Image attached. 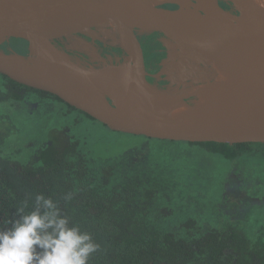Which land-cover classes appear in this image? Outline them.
<instances>
[{
	"label": "water",
	"instance_id": "95a60500",
	"mask_svg": "<svg viewBox=\"0 0 264 264\" xmlns=\"http://www.w3.org/2000/svg\"><path fill=\"white\" fill-rule=\"evenodd\" d=\"M224 1L227 7L219 0L208 5L186 3V9L158 6L157 10L167 12L159 17L146 10L144 0H0V45L17 38L27 46L26 54L0 49V74L58 97L114 132L188 143H264V6L258 0ZM217 22L224 27H208ZM113 33L116 41L106 42ZM140 33L162 35L167 48L162 68L169 62H195L200 56L218 68V61L224 65L218 48L237 68L242 89L199 123L185 127L169 121L152 104L149 91L162 94L169 103L177 95L183 101L185 95L147 80ZM79 34L118 46L124 61L100 67H95L97 62L77 61L57 39ZM85 40L90 52H84L98 61L93 43ZM184 48L191 49L193 60L185 57ZM112 69L116 74L104 76ZM91 73L103 79L102 92L89 80ZM125 80L126 96H115L116 86Z\"/></svg>",
	"mask_w": 264,
	"mask_h": 264
},
{
	"label": "trees",
	"instance_id": "16d2710c",
	"mask_svg": "<svg viewBox=\"0 0 264 264\" xmlns=\"http://www.w3.org/2000/svg\"><path fill=\"white\" fill-rule=\"evenodd\" d=\"M146 34L150 35L147 54L154 71L159 73L166 59L162 35ZM86 39L93 43L99 59L94 61L85 52L68 50L77 61L97 62L95 67H100L109 58L124 60L118 46ZM11 40L15 52L27 53L25 41ZM0 85L14 100L35 94L42 101L61 102L62 115H77L76 122L80 117L96 121L50 93L1 74ZM190 144L200 145L228 161L264 156V143ZM166 179L142 159L95 157L86 140L75 135L69 126L52 128L47 132V143L38 149L35 160L29 164L0 153V231L10 229L20 215L30 213L36 197L43 195L68 218L69 227L87 232L98 245L88 264H264V227L248 237L239 216L232 213L226 220L214 218L213 224L199 218L184 219L178 216L184 205H168L177 197H169V193L175 192L170 191ZM66 196L71 198L65 199ZM25 201L28 206L18 213Z\"/></svg>",
	"mask_w": 264,
	"mask_h": 264
},
{
	"label": "rangeland",
	"instance_id": "374dc122",
	"mask_svg": "<svg viewBox=\"0 0 264 264\" xmlns=\"http://www.w3.org/2000/svg\"><path fill=\"white\" fill-rule=\"evenodd\" d=\"M106 28L111 31L110 25ZM106 37L108 43L116 41L114 33ZM85 38H89L87 34L65 39L69 49L90 52ZM184 50L185 57L193 60L189 54L191 50ZM200 57L198 61L180 65L169 62L161 70L168 85L185 95L183 101L189 107L194 100L206 103V98L201 96L203 89L212 93L210 89L214 88L216 80L223 78L209 59ZM60 103L42 101L35 94L24 100H14L0 85V153L29 164L35 160L38 149L47 143V132L66 125L86 140L93 156L131 161L142 159L157 175L168 177L165 183L170 185L171 192H175L169 193V197H177L168 205L185 207L178 216L199 218L213 224L214 218L226 220L232 213L239 216L248 237H253L264 227V156L228 161L200 145L114 132L100 122L82 117L76 122L77 115L69 113L63 116L64 107Z\"/></svg>",
	"mask_w": 264,
	"mask_h": 264
},
{
	"label": "clouds",
	"instance_id": "9594fccd",
	"mask_svg": "<svg viewBox=\"0 0 264 264\" xmlns=\"http://www.w3.org/2000/svg\"><path fill=\"white\" fill-rule=\"evenodd\" d=\"M258 3L264 6V0ZM27 206L25 201L18 213ZM97 251L91 235L69 227L68 218L43 195L36 197L30 213L20 215L10 229L0 231V264H88Z\"/></svg>",
	"mask_w": 264,
	"mask_h": 264
},
{
	"label": "bare ground",
	"instance_id": "6f19581e",
	"mask_svg": "<svg viewBox=\"0 0 264 264\" xmlns=\"http://www.w3.org/2000/svg\"><path fill=\"white\" fill-rule=\"evenodd\" d=\"M216 0H144L146 5V10L156 16L165 17L167 12L164 10H157V7L160 6L162 3H171L174 5L179 6L181 9H186V3L193 4V5H208L215 3ZM208 27L219 28L221 29L224 27V23L217 22L213 24H209ZM214 49V47H213ZM191 50V49H190ZM215 50V49H214ZM217 54L223 57L224 65L218 63L217 70L222 73L223 78L215 82L214 88L212 87L208 92V89H203L201 92V96L206 98V103H199L194 100V103L191 107L185 104L183 101H180V96H175L174 102H167V98L160 93L155 91H149V98L152 104L161 110H163L166 114L167 119L171 122H179L183 126H188L192 124L199 123L208 113H212L216 108L217 105H220L225 99L229 98L234 92H237L242 89V86L239 80L236 78L238 75L237 68L235 65L226 57L224 54L216 48L215 50ZM197 53H201V51H197ZM226 67L228 69H226ZM104 76L109 77L113 74H116L114 70H105ZM89 80L91 83L100 91H103V79L100 77L98 73H91L88 75ZM206 85V84H204ZM203 85V86H204ZM202 86V87H203ZM128 89L127 81L125 80L124 83H121L116 86L114 90V94L117 97H125ZM201 89V87H200ZM200 92V91H199ZM199 94V93H198ZM208 108H203L207 107Z\"/></svg>",
	"mask_w": 264,
	"mask_h": 264
},
{
	"label": "flooded vegetation",
	"instance_id": "af4514ba",
	"mask_svg": "<svg viewBox=\"0 0 264 264\" xmlns=\"http://www.w3.org/2000/svg\"><path fill=\"white\" fill-rule=\"evenodd\" d=\"M220 4L222 6H225L227 7L225 1H221ZM166 5V3H162L160 6H164ZM66 38V37H65ZM65 38H61V39H57V43L58 45H60L65 51L68 52V50H72V49H69L68 48V41L65 39ZM138 38L141 42V46H142V49H143V54H144V63H145V69L146 71L149 73V75L147 76V80L155 85H157L158 87L160 88H163V89H168L169 85H168V81L167 79L159 73H157V71H154L153 69V66H151L152 64V59L151 57L147 54V47H148V44H149V41H150V35L149 34H146V33H140L138 35ZM160 39V37H158ZM11 39L8 41V42H5L4 44L0 45V48L2 49H5L6 51H9V50H13V44L11 43ZM186 49V48H185ZM189 50V49H188ZM26 51H27V46H26ZM74 51H77V50H74ZM77 52H80V51H77ZM199 54V53H198ZM124 60L121 61V59L119 58H109L108 59V64H121ZM88 64H91L93 65L94 63H88ZM210 72L214 73L215 70H211ZM43 92V91H42ZM46 93V92H44ZM70 107V106H69ZM72 108V107H71Z\"/></svg>",
	"mask_w": 264,
	"mask_h": 264
}]
</instances>
